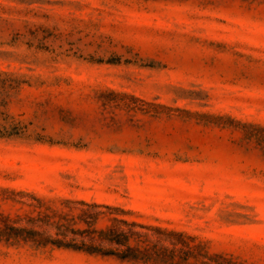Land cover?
<instances>
[{
	"label": "rangeland",
	"instance_id": "obj_1",
	"mask_svg": "<svg viewBox=\"0 0 264 264\" xmlns=\"http://www.w3.org/2000/svg\"><path fill=\"white\" fill-rule=\"evenodd\" d=\"M0 69L22 132L0 225L84 198L264 264V0H0ZM0 264L135 263L0 242Z\"/></svg>",
	"mask_w": 264,
	"mask_h": 264
},
{
	"label": "trees",
	"instance_id": "obj_2",
	"mask_svg": "<svg viewBox=\"0 0 264 264\" xmlns=\"http://www.w3.org/2000/svg\"><path fill=\"white\" fill-rule=\"evenodd\" d=\"M6 74L0 69L1 83L9 79ZM5 94L0 91V105L6 102ZM21 133L16 125L0 126V137ZM29 204L44 209L15 218L3 216L0 242L72 249L135 264H243L222 252H209L206 241H196L184 230L130 218L132 211L119 204L84 198H61L59 205L36 198ZM103 218L107 223L99 225Z\"/></svg>",
	"mask_w": 264,
	"mask_h": 264
}]
</instances>
